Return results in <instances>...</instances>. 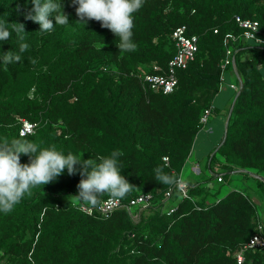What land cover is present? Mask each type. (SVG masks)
<instances>
[{
	"label": "trees",
	"instance_id": "1",
	"mask_svg": "<svg viewBox=\"0 0 264 264\" xmlns=\"http://www.w3.org/2000/svg\"><path fill=\"white\" fill-rule=\"evenodd\" d=\"M30 2L0 0V20L23 23L30 46L20 63L5 69L0 60V142L24 138L83 159L119 149L121 175L136 187L108 215L87 213L74 197L82 177L65 169L11 213H0V264H240L235 252L259 222L250 193L233 189L211 202L209 178L180 199V190L158 183L153 170L181 173L204 110H219L222 65L234 44L235 63L225 75L235 68L241 87L220 158L212 153L210 162L264 175V47L230 39L243 31L237 16L258 20L264 37V0H145L134 14L131 53L120 52L119 38L100 22L77 23L72 0H62L70 24L41 34L39 24L24 19ZM179 26L198 36L196 57L178 69L174 91L154 90L144 74L167 67ZM9 50H19L15 32L0 42V53ZM23 118L37 124L34 133L20 134ZM20 160L29 163L26 155ZM257 188L264 193V180ZM141 194L151 195L148 203L132 204ZM241 264H264L263 250L248 249Z\"/></svg>",
	"mask_w": 264,
	"mask_h": 264
},
{
	"label": "clouds",
	"instance_id": "2",
	"mask_svg": "<svg viewBox=\"0 0 264 264\" xmlns=\"http://www.w3.org/2000/svg\"><path fill=\"white\" fill-rule=\"evenodd\" d=\"M30 3L32 7L25 12L24 19L39 24L38 32L41 34L52 33L57 25L70 24L62 0H31ZM144 3L145 0H72L79 18L77 23L85 25L90 20L100 22L102 28L109 29L119 38V51L129 53L137 49L133 40L134 14ZM13 32L16 34L19 50L0 53L5 69L10 64L20 63L22 54L30 47L24 42L27 33L23 23L9 24L0 20V42L11 39ZM29 62L36 63L32 58H29ZM22 154L29 157V163H21ZM123 155L117 149L108 156L83 159L71 152L65 155L55 145L40 148L37 143L24 138L0 142V213H11L25 196L32 194L34 187L56 181L65 169L69 175H75L79 171L82 177L77 185L78 194L74 196L82 206L97 208L101 206V197L105 195L111 199H123L136 187L121 175L123 166L120 158ZM77 165H81V168L77 169ZM153 171V178L158 183L183 190L185 182L182 176L166 173L161 166Z\"/></svg>",
	"mask_w": 264,
	"mask_h": 264
},
{
	"label": "built area",
	"instance_id": "3",
	"mask_svg": "<svg viewBox=\"0 0 264 264\" xmlns=\"http://www.w3.org/2000/svg\"><path fill=\"white\" fill-rule=\"evenodd\" d=\"M239 26L243 29L241 34H231L230 39L233 42H237L240 38H242L245 41H251L258 46L264 47V37L260 35V24L258 20L254 19H244L240 16H237L236 18ZM173 40L175 44V54L170 59L167 67L158 73H145L144 74V80L149 84V86L154 90H162L164 93H169L174 91L177 83H178V76L177 71L178 69H184L186 68L191 61H193L196 57V53L198 51V36L196 35H189L186 32L185 26H179L174 29L173 31ZM232 44L228 49L226 53L225 61L222 65L223 71L221 74V86L226 80L225 75V69L227 66H229L231 63H235V53L236 48ZM232 86L236 89H239L241 86H238L236 84H232ZM214 113L213 106L208 107L204 110L202 117H201V123L203 127L206 126V124L210 121L211 115ZM22 124L20 127V134L26 135L29 133H34L36 130L37 124L34 122L29 121L28 119H21ZM164 159L168 162L169 158L164 157ZM179 176H181L179 174ZM223 176L219 175L218 180L223 181ZM184 180V179H183ZM185 186L180 194V199L184 197H190L189 196V189L190 184L187 183L185 180ZM170 192H167V195L170 196ZM151 195L150 194H141L137 198L132 199V204H147L150 200ZM121 204L120 199H111L108 198L104 200L101 204V206L97 207L96 209L102 213L108 215L110 212H112L115 208H117ZM84 211L87 213H92L93 208L86 207V206H80ZM176 205L171 206L168 210L169 212L175 211ZM262 249L264 252V225L261 222H258L257 228L254 232V234L251 236L249 241H247L245 244L241 245L239 249L235 252V257L237 259L238 263H243L245 260V252L248 249Z\"/></svg>",
	"mask_w": 264,
	"mask_h": 264
},
{
	"label": "rangeland",
	"instance_id": "4",
	"mask_svg": "<svg viewBox=\"0 0 264 264\" xmlns=\"http://www.w3.org/2000/svg\"><path fill=\"white\" fill-rule=\"evenodd\" d=\"M234 77L235 76L231 71L226 73V80L222 84V88L215 99V104L218 106L220 111H216L211 115L210 121L198 132L196 136L193 150L189 158L191 162L194 161V163L197 164L196 166H200L202 170H205V166L209 159V150H212L213 147L215 148L212 153L216 152L217 158H220V153L217 152V147L226 134V124H224V121L222 122V119L224 118V115L229 114L236 98L235 92L230 87V80ZM194 173L191 172V163H189L187 168L182 171V176L184 179H192ZM225 174L226 177L224 181H218V178H214V186L210 187V199L224 195L231 188L242 187L250 193L257 204L259 213H262L261 203H264V197H257L256 190L258 188L255 179L252 177L245 178L243 173H230L229 171H226Z\"/></svg>",
	"mask_w": 264,
	"mask_h": 264
},
{
	"label": "crops",
	"instance_id": "5",
	"mask_svg": "<svg viewBox=\"0 0 264 264\" xmlns=\"http://www.w3.org/2000/svg\"><path fill=\"white\" fill-rule=\"evenodd\" d=\"M232 73L234 74L235 77L232 78V80H230V87L235 92L236 89L232 86V84H236L237 85L238 82H239V78H238V74H237V71H236L235 68H234V71ZM231 110H232V107L230 109V112H231ZM217 111H220V109L217 110ZM230 112H229V114H230ZM229 114L228 115H224V118L222 119V122L224 121V124H226V125H227V120H228ZM214 148L215 147H213V149ZM213 149L209 150V153H208L209 159H208L207 164L205 166V170H202L200 168V166L199 167L196 166L197 164L194 163V161L191 162L190 158L186 161L187 162V166L189 165V163H191V172L192 173L195 172L194 175L192 176V179H184V177L182 176V171L187 168L184 165L180 175L182 176V178L187 183H189L190 185H193L195 183H202L203 184L206 180H209V178H210V182L208 183V185L211 187V186H214V182H213L214 178L215 177L218 178L219 175H224L226 171H229L230 173H243L245 178L246 177H252L253 179H255L256 184H257V180L258 179L264 180V175L263 174L257 173L255 171H252V170H249V169L248 170H245V169H243V170H239V169L238 170H227L226 167H224L221 163H213V164H211L210 156L212 154ZM225 177H224L223 181L225 180ZM233 189H243V188L242 187H234V188H231L229 191H231ZM225 195H226V193L224 195H222V196H217L216 198L213 197L214 199H210V197L208 199H209V201L212 202V201H215V200L223 198ZM256 195L259 198L264 197V193L259 188L256 190ZM261 207H262V213H259V211H258V213H259V222H261L264 225V203L263 204L261 203Z\"/></svg>",
	"mask_w": 264,
	"mask_h": 264
},
{
	"label": "water",
	"instance_id": "6",
	"mask_svg": "<svg viewBox=\"0 0 264 264\" xmlns=\"http://www.w3.org/2000/svg\"><path fill=\"white\" fill-rule=\"evenodd\" d=\"M240 82H241V78H240ZM241 83H242V82H241ZM235 100H236V98H235ZM235 100H234V102H235ZM234 102H233V105H234ZM232 109H233V106H232ZM231 111H232V110H231ZM230 115H231V112H230V114H229V116H228V120H227L226 133H227V126H228V122H229ZM225 136H226V134H225ZM225 136H224V139H225Z\"/></svg>",
	"mask_w": 264,
	"mask_h": 264
}]
</instances>
